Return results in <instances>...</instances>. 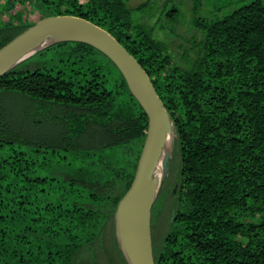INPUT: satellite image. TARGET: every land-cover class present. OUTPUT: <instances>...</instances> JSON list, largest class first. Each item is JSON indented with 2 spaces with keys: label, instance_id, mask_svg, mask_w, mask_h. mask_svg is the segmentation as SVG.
<instances>
[{
  "label": "trees",
  "instance_id": "trees-1",
  "mask_svg": "<svg viewBox=\"0 0 264 264\" xmlns=\"http://www.w3.org/2000/svg\"><path fill=\"white\" fill-rule=\"evenodd\" d=\"M129 1L1 0L0 50L37 24L27 20L30 9L42 19L78 17L107 30L146 70L175 125L179 189L173 193L167 178L152 209L155 263L264 264V1L215 20L194 17L200 51L184 65L153 26L135 18L153 17L152 0L136 8ZM238 1L220 0L215 11ZM148 129L124 75L88 44L56 43L1 76L0 264H100V247L109 264H128L115 213ZM130 143L135 151L98 166L97 176L86 169L41 175L71 161L35 154Z\"/></svg>",
  "mask_w": 264,
  "mask_h": 264
},
{
  "label": "water",
  "instance_id": "water-1",
  "mask_svg": "<svg viewBox=\"0 0 264 264\" xmlns=\"http://www.w3.org/2000/svg\"><path fill=\"white\" fill-rule=\"evenodd\" d=\"M64 41L85 43L105 54L124 75L148 116V134L134 181L115 213V233L128 264H156L151 228L152 209L167 177L151 202L143 204L141 199L167 137L173 134L175 142V125L139 61L107 30L92 22L72 16L44 18L0 50V77L39 51ZM43 45L46 46L24 58ZM168 165L169 162L167 175Z\"/></svg>",
  "mask_w": 264,
  "mask_h": 264
},
{
  "label": "rangeland",
  "instance_id": "rangeland-1",
  "mask_svg": "<svg viewBox=\"0 0 264 264\" xmlns=\"http://www.w3.org/2000/svg\"><path fill=\"white\" fill-rule=\"evenodd\" d=\"M145 1L147 0H130L129 5L132 8H136ZM218 1L220 0H152L153 17L151 19H147L149 16L148 14L136 13L135 18L137 20L141 18L142 20L146 21L150 26H153V32L155 38L165 42V44L169 47L170 53L175 62L184 65L187 59L195 58L200 51L198 44L201 41L203 35L201 31L195 28L194 17L199 19L215 20L218 17H224L225 15L237 9L242 4H247L252 0L238 1L232 7L225 9L221 13L215 11V4ZM195 4L199 7L197 14L195 13L193 14V7ZM25 10L27 11V9ZM21 11H23V8L21 9ZM155 11L157 13H155ZM27 13L28 14H26V16L28 21L39 22L43 18L38 11H34L30 9L28 10ZM169 14L172 16L169 17ZM168 18L170 19L174 18V21H170ZM52 53H53L52 51H49L46 56L50 57ZM133 151H135V145L134 143H130L125 147H121L117 149L98 150L90 153L61 152V153L53 154L49 152L45 154H40V153H35V154L36 155H69L71 161L70 162L71 164L69 166L58 167L55 164L53 165L54 166L53 169H46L41 172V175L44 176L54 175L59 178H64V176H66L67 174H69V176L74 175L80 169L89 170L92 176H97L100 173V169L98 168V166H103L104 164L111 162H117L120 159L126 157V155H130L129 153H133ZM177 152H178V147L174 142L173 143L174 154L171 155L168 165L167 178L169 185H175L176 183L179 182L180 179L179 177L180 158ZM74 155H90L89 157L91 159V162L88 163L87 161H84L79 157L75 158ZM172 160L173 163H171ZM62 167L65 170H62ZM109 242L111 248H113V250L115 251L112 240H110ZM96 253L100 264H109L107 260L108 256L101 249V247L100 250H98Z\"/></svg>",
  "mask_w": 264,
  "mask_h": 264
},
{
  "label": "bare ground",
  "instance_id": "bare-ground-1",
  "mask_svg": "<svg viewBox=\"0 0 264 264\" xmlns=\"http://www.w3.org/2000/svg\"><path fill=\"white\" fill-rule=\"evenodd\" d=\"M45 46L46 45H43V46L37 48L36 50L32 51L31 53H29V55L25 56L24 58L32 55L33 53L39 51L40 49L44 48ZM24 58H22V59H24ZM132 86H133L134 91L138 94V90L136 89V87L133 83H132ZM173 143H174V135L171 134L167 137L166 144L164 145L162 152L159 156L158 162H157V164L153 170V173H152L151 178L149 180L147 189H146V191L143 194V197L141 199V203L144 204V203L151 202L152 199L155 198V196L157 195L158 191L160 190L163 182L165 181V179L167 177V171H166L167 163L169 162L171 155L173 154ZM171 163H173V160Z\"/></svg>",
  "mask_w": 264,
  "mask_h": 264
},
{
  "label": "flooded vegetation",
  "instance_id": "flooded-vegetation-1",
  "mask_svg": "<svg viewBox=\"0 0 264 264\" xmlns=\"http://www.w3.org/2000/svg\"><path fill=\"white\" fill-rule=\"evenodd\" d=\"M173 188H174V190H173V193H176V192H177V190L179 189V182H178V183H176V184L174 185V187H173ZM175 189H176V191H175ZM173 213H174V215H175V214H176V210H174V211H173ZM173 213H172V214H173Z\"/></svg>",
  "mask_w": 264,
  "mask_h": 264
}]
</instances>
